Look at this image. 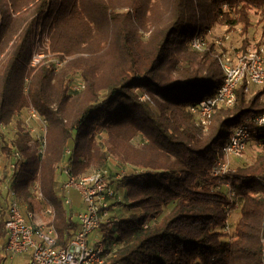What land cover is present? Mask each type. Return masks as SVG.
I'll list each match as a JSON object with an SVG mask.
<instances>
[{
    "label": "trees",
    "instance_id": "obj_1",
    "mask_svg": "<svg viewBox=\"0 0 264 264\" xmlns=\"http://www.w3.org/2000/svg\"><path fill=\"white\" fill-rule=\"evenodd\" d=\"M255 24L264 37V0H0V162L9 158L3 173L10 179L19 153L14 188L29 211L41 209L31 193L40 181L60 246L79 223L59 193V166L80 180L113 159L134 170L119 185L124 200L111 208L122 205L121 215L111 214L100 231L105 264H264V131L255 125L264 86L243 83L234 105L216 107L208 127L191 111L224 83L219 58L232 49L209 40L214 27L239 29L244 40L233 53L246 54ZM197 38L206 40L203 50L193 47ZM35 53L46 57L32 67ZM31 106L49 123L43 156L20 120ZM243 124L260 152L212 177ZM236 210L241 218L232 226Z\"/></svg>",
    "mask_w": 264,
    "mask_h": 264
},
{
    "label": "built area",
    "instance_id": "obj_2",
    "mask_svg": "<svg viewBox=\"0 0 264 264\" xmlns=\"http://www.w3.org/2000/svg\"><path fill=\"white\" fill-rule=\"evenodd\" d=\"M228 9L227 5L224 6ZM216 45L228 43L230 36L225 35L214 39ZM204 38H197L193 47L203 50L206 47ZM46 56L35 53L31 60V66H38ZM220 64L224 72V83L215 97L206 98L191 108L192 113L198 116L202 126L210 125L214 110L218 106H233L236 101V91L243 84L264 86V44L259 49H251L246 54L233 53V49L220 56ZM58 67H62L58 63ZM84 87L83 83L76 86L77 90ZM36 122L38 126H34ZM48 120L31 106L28 110L26 127L39 144L40 154L43 156L47 146ZM255 125L264 131V114L255 119ZM251 128L243 124L234 129L228 144L222 149L216 163L211 170V176L220 178L230 171L232 157L242 158L251 139ZM71 150L66 151V156ZM20 155L16 154L15 161L11 164L13 177L5 178L4 168L0 164V201L6 202V230L7 240L1 249L3 256H19L31 251L28 264H105L106 244L103 238L94 240L95 233L100 232L104 224L109 223L111 208L121 200L119 185L125 172H113L109 169L94 171L93 173L76 179L70 174L67 165H63L62 174L67 176L62 191L70 194L77 191L85 204V209L74 214L79 223V229L66 245H59L58 232L54 225L55 209L46 201L42 192V185L36 180L31 186L33 197L44 204L41 212L28 211L29 222L22 211V205L18 193L14 188L16 182L14 170L20 165ZM66 205L71 204L69 197L64 198ZM48 220V221H44ZM228 224L226 230L231 232Z\"/></svg>",
    "mask_w": 264,
    "mask_h": 264
},
{
    "label": "rangeland",
    "instance_id": "obj_3",
    "mask_svg": "<svg viewBox=\"0 0 264 264\" xmlns=\"http://www.w3.org/2000/svg\"><path fill=\"white\" fill-rule=\"evenodd\" d=\"M254 21L256 23L257 19L255 18ZM228 30L229 29L227 27L216 25L214 27L212 33H211V38L209 40H213L214 38H220V37H223L225 35H229L230 36V41H229L228 45L231 44L230 45L231 49H236V50L241 49L244 37L240 34V30L239 29H237L236 31H228ZM250 38L253 39L252 46H251L250 49H256L257 45L254 46L253 44H258V42L264 41V37L262 36V30H261L260 26L255 24L253 30L250 33ZM75 81L76 82H75L74 86H75V89H76V86L81 84L82 81L79 80V77H75ZM146 99H147L146 97H142V100H146ZM27 119H28V111H25L22 114V116H20V120L27 121ZM32 124L34 126L35 125L38 126V124L36 122H32ZM14 126H15V124H14ZM14 132H15V130L12 128V126L9 127V128L4 129V134L7 135L8 139H11L14 136ZM142 141H143V139L141 137H138V138H136L133 141V143L137 145V144H140ZM260 150H261V146L257 144V142L254 140V138H251L248 141L247 149H246V151L244 153V156L242 158L232 157V158L229 159L231 169L232 168L236 169L238 166H240V165H242V164H244L246 162H250L252 160V158L257 153L260 152ZM64 164L65 163L61 164V167L59 166L60 169L58 170V176H59L60 181H61V186H60L59 193L63 197L64 196L69 197L72 200V202H73L74 195L71 194V193L66 195L61 190L62 187H63L64 182L67 181V176L60 174ZM109 164L110 165H109L108 168H109V170H111L113 172L123 171V172L129 173L132 170H134L132 167L121 165V164L117 163L113 159L110 160ZM8 165H9V158L3 156L2 159H1V166L5 169L6 166H8ZM6 173H7V170H6ZM120 192H121L120 193L121 194L120 197H121V199L123 201L124 200L125 191H120ZM35 201L37 202L36 199H35ZM46 201L53 207V205L48 200H46ZM41 205L42 206H41V209H40L39 212L42 211L44 204H41ZM72 205H73L72 203L70 205H68V208L71 209L74 212V210L72 209ZM122 210H123L122 209V205L118 206V208L113 213H111L112 217L113 218L114 217H119V215H121V213H122ZM22 211H23V214L25 215V217L27 218L29 210L27 211L26 205H25L24 208H22ZM240 218H241V212L239 210H236V211H233L229 215L228 220H229V222H230V224L232 226H235V225L238 224ZM44 221H48V220H44ZM232 229H233V227H232ZM98 238H103V233L102 232H97L93 236L94 240H98ZM30 256H31V251L26 253V254L19 255V256H14V257H11V256H0V264H28L29 260H30Z\"/></svg>",
    "mask_w": 264,
    "mask_h": 264
},
{
    "label": "crops",
    "instance_id": "obj_4",
    "mask_svg": "<svg viewBox=\"0 0 264 264\" xmlns=\"http://www.w3.org/2000/svg\"><path fill=\"white\" fill-rule=\"evenodd\" d=\"M0 164H1V162H0ZM71 194L74 195L73 202H72V200H71V203L73 204V205H72V209L74 210L73 213L76 215V214L82 212V211L85 209V204H84L83 200L81 199L80 194H79L77 191H72ZM21 205H22V208L25 207V203L22 202V201H21ZM26 208H27V207H26ZM27 211H28V210H27ZM27 220H28L29 222L32 221V220H30L28 217H27ZM3 244H5V243H1V244H0V256H3V255L1 254V249H2V247H3Z\"/></svg>",
    "mask_w": 264,
    "mask_h": 264
}]
</instances>
